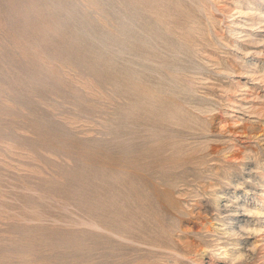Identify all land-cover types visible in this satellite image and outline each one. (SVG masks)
I'll return each instance as SVG.
<instances>
[{"label": "rangeland", "instance_id": "1", "mask_svg": "<svg viewBox=\"0 0 264 264\" xmlns=\"http://www.w3.org/2000/svg\"><path fill=\"white\" fill-rule=\"evenodd\" d=\"M0 264H264V0H0Z\"/></svg>", "mask_w": 264, "mask_h": 264}, {"label": "bare ground", "instance_id": "2", "mask_svg": "<svg viewBox=\"0 0 264 264\" xmlns=\"http://www.w3.org/2000/svg\"><path fill=\"white\" fill-rule=\"evenodd\" d=\"M165 92V91H164ZM160 98V97H159ZM173 103V102H172ZM129 189V188H128ZM129 191V190H128ZM160 191V190H159ZM103 196V195H102ZM95 197V196H94ZM127 200V199H126ZM121 203V202H120ZM168 203V202H167ZM103 205V204H102ZM123 205V204H122ZM108 206V205H107ZM122 207V206H121ZM104 210V209H103ZM116 210V209H115ZM115 216V215H114ZM118 216V215H117ZM126 221V220H125ZM94 224L96 223V222H94V221H92ZM93 223H91V224H93ZM117 224V223H116ZM96 225H97V223H96ZM98 225H100V224H98ZM102 225V224H101ZM105 225V224H104ZM120 226V225H119ZM99 227V226H98ZM101 227V226H100ZM103 228H104V226H103ZM106 229V228H105ZM107 229H109V228H107ZM111 232V231H110ZM107 233H108V230H107ZM111 234H112V232H111ZM127 234V233H126ZM115 235V234H114ZM117 235V234H116ZM237 235V234H236ZM118 236V235H117ZM119 237H121V236H119ZM109 238V237H108ZM153 239V238H152ZM159 242V241H158ZM146 243V242H145ZM128 244V243H127ZM139 244V243H138ZM147 244H150V243H147ZM146 244V245H147ZM130 245V244H129ZM154 247V246H153ZM162 247H164V246H162ZM223 253V252H222ZM222 255V254H221ZM223 255H224V253H223Z\"/></svg>", "mask_w": 264, "mask_h": 264}]
</instances>
